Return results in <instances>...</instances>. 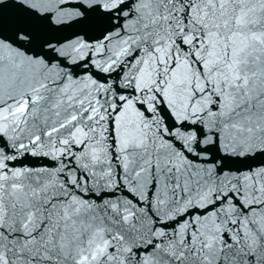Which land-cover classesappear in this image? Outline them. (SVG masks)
<instances>
[{"label":"snow or ice","instance_id":"obj_1","mask_svg":"<svg viewBox=\"0 0 264 264\" xmlns=\"http://www.w3.org/2000/svg\"><path fill=\"white\" fill-rule=\"evenodd\" d=\"M0 264H264V0H0Z\"/></svg>","mask_w":264,"mask_h":264}]
</instances>
